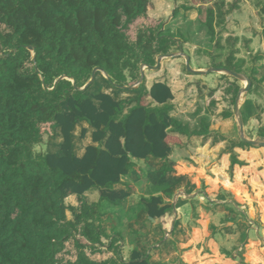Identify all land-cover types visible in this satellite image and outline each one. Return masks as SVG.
<instances>
[{
  "label": "trees",
  "instance_id": "1",
  "mask_svg": "<svg viewBox=\"0 0 264 264\" xmlns=\"http://www.w3.org/2000/svg\"><path fill=\"white\" fill-rule=\"evenodd\" d=\"M186 1L201 4L198 19L214 35L217 13L205 6L213 0ZM149 6L150 0H0V264H59L57 255L69 240L78 254L67 264H150V253L136 248L126 260L118 243L122 235H109L101 226L103 202L117 206L130 195L114 185L130 173L135 158L149 155L165 162L147 173L148 196L140 202L151 219L174 232L175 206L160 194L183 178L173 175L169 160L179 142L174 133L184 128L170 115L172 88L158 81L147 89L142 82L130 101L93 94L96 80L82 89L96 68L109 75L112 86H131L139 81L142 64L155 65L174 47L183 50V34L166 31L165 21L144 26L131 38L128 28L147 16ZM218 67L240 72L228 64ZM233 88L235 103L240 86ZM81 120L95 128L99 144L78 157L72 131ZM56 126L64 135L62 153L38 151ZM231 161L241 163L234 153ZM93 190L99 202L88 200ZM73 194L77 207L66 202ZM101 247L115 256L98 260L87 253Z\"/></svg>",
  "mask_w": 264,
  "mask_h": 264
},
{
  "label": "crops",
  "instance_id": "2",
  "mask_svg": "<svg viewBox=\"0 0 264 264\" xmlns=\"http://www.w3.org/2000/svg\"><path fill=\"white\" fill-rule=\"evenodd\" d=\"M221 1L205 3L213 5L217 13L214 35L198 19L200 4L161 0L154 5L158 10L154 19L166 21L170 10L172 16L174 9L180 7V14L197 29H205L206 34L188 33L189 28L176 30L175 34L181 33L186 39L183 50L164 57L157 68H145L142 80L147 89L158 81L172 88L170 115L184 125L183 130L174 133L179 142L173 145L169 156L175 168L173 175L183 178L160 192L165 201L175 206L174 232L165 231L159 219H151L140 202L142 196H148L147 173L160 170L165 162L162 158H135L130 173L114 185L130 195L117 206L102 204V228L109 235L122 234V242L127 234H132V245L126 241L131 252L135 248L144 254L149 252L150 264H264V145L249 146L241 141L236 103L246 83L227 68L218 67L228 64L238 73L255 78L240 98L239 109L247 136H264V127L255 125L256 121L264 123V0ZM183 4L191 7L184 9ZM186 51L194 72L187 69V59L181 54ZM101 72L102 76L96 75L93 94L106 92L119 101H130L143 88L142 82L135 87L112 86ZM235 84L240 90L234 103ZM94 130L86 120L76 124L72 131L76 156H84L89 145L99 144L93 140ZM250 131L254 134L250 135ZM46 142L37 147L47 146L46 153H62L64 135L60 126ZM232 153L241 163L232 164ZM86 196L93 197L91 203L100 200L97 190ZM66 202L74 207L80 204L75 194L68 196ZM67 216L73 219L72 211L68 210ZM143 240L154 243L152 249L144 250Z\"/></svg>",
  "mask_w": 264,
  "mask_h": 264
},
{
  "label": "rangeland",
  "instance_id": "3",
  "mask_svg": "<svg viewBox=\"0 0 264 264\" xmlns=\"http://www.w3.org/2000/svg\"><path fill=\"white\" fill-rule=\"evenodd\" d=\"M152 2H151V9L149 8V11H148V14H147V16H145L144 18H142V19H140V20H137V21H135L129 28H128V30H127V32H128V34L131 36V38L132 39H135L136 38V35H137V32H138V30L140 29V28H143L144 26H155L156 24H157V22L158 21H160V19H154V18H156L157 17V8H154V5L155 4H158V2L159 1H161V0H151ZM169 1V3L172 1H170V0H168ZM156 2V3H155ZM175 4V3H174ZM180 4H182V3H180ZM199 4V3H198ZM201 5V4H200ZM176 6H177V4H176ZM184 7V6H183ZM155 9V10H154ZM184 9H188V8H184ZM181 11V9H180V7H179V9H178V11ZM201 10H202V8H201V6H200V12H199V17L202 15V12H201ZM154 11H156V13H154ZM177 11V12H178ZM180 11H179V13L177 14H173L172 16H171V10H170V14L168 15V16H170V18L169 19H166V21H165V23H164V21L162 22V23H164V27H166V31H171V32H174V33H176V30H180V29H182V30H185V29H187V28H189V30L187 31L188 33H190V32H193V33H200V35H205L206 34V30L204 29L203 31L202 30H200V29H197L198 27H196V25H194V23H191L188 19H187V17L185 16V15H183V14H180ZM201 13V14H200ZM174 17V18H173ZM173 18V19H172ZM169 23V24H168ZM164 30H165V28H164ZM178 49L176 48V47H174V48H172V51L170 52V53H179L178 51H177ZM186 54H188L187 53V51L185 52ZM189 56V55H188ZM143 65V64H142ZM141 65V66H142ZM191 65L193 66V63L191 62ZM149 72V70H147V73ZM97 74H100L101 76H102V72L100 71V70H97L96 71V75ZM100 75H99V78H100ZM141 78V77H140ZM95 79H96V76H95ZM95 81V80H94ZM93 81V82H94ZM93 82H90L89 84H92ZM244 83H246V81L244 80L243 81ZM88 83V82H87ZM138 84V82L136 83V84H131V86L132 87H135V86H138L137 85ZM85 86V85H84ZM92 89L93 90H96V84L94 85V86H92ZM260 108V109H259ZM258 109H259V112H261L263 109H261V106L259 105V107H258ZM257 117H259L260 118V116L259 115H257ZM255 125L258 127V128H263L264 127V123H263V121H256L255 122ZM254 131H257L258 132V129L257 130H254ZM250 135H253L254 134V132H251L250 131ZM245 134H246V132H245ZM246 136H247V134H246ZM50 137L51 136H48V135H45L44 136V138H45V140H48V139H50ZM47 142L45 141L44 143H43V145L44 144H46ZM48 144V143H47ZM42 145V144H41ZM46 148H47V146H44V147H42V148H39V147H36V149L38 150V151H40V150H42L43 152H46ZM148 189H149V186H148ZM148 189H147V191H146V193H148ZM88 198V200L89 201H91L92 199H93V197H87ZM136 200H138V199H136ZM117 234V233H116ZM118 234H120V233H118ZM112 235V234H111ZM120 235H122V234H120ZM132 234H127L125 237H124V241L122 242V241H120V242H118L121 246H120V248H122L121 250H122V254H123V257L124 258H127L128 259V257H129V254H131V247L129 246V244H127L126 243V241H129L130 240V236H131ZM118 236V235H117ZM123 236V235H122ZM149 239H150V237H149ZM131 241V240H130ZM108 240H105V243L106 244H108ZM124 242H125V244H124ZM130 244L132 245V241L130 242ZM143 244H144V246L143 247H146L144 250H146V249H148L149 247H151L150 249H152V247H153V245L152 244H154V243H151V241H148V243H146V241L145 240H143ZM149 244V245H148ZM151 251V250H150ZM87 253L92 257V258H94V259H98V260H101V259H106V258H111V257H114L115 255L113 254V251L112 250H109V249H107V247L105 248V247H103L102 249H100V254H94V253H91V250L90 249H87ZM77 254H78V250H77V248H76V246H75V243H74V240H69V241H67L66 242V248L61 252V253H59L58 255H57V257H58V259H59V264H67L68 263V261H70V260H74L75 258H76V256H77Z\"/></svg>",
  "mask_w": 264,
  "mask_h": 264
},
{
  "label": "water",
  "instance_id": "4",
  "mask_svg": "<svg viewBox=\"0 0 264 264\" xmlns=\"http://www.w3.org/2000/svg\"><path fill=\"white\" fill-rule=\"evenodd\" d=\"M30 48H32V47H30ZM181 54H183V55L186 57V59H187V62H186V63H187V69H188L189 71H191V72L196 71V70L192 67V65H191L190 57H189L186 53H181ZM174 55H175V53H165V54H161V55H159V56L157 57V63H156L155 65L143 64V65L141 66V68H140V71H141V78L139 79L138 84H140V83L142 82V80L144 79V70H145V68H157V67L160 66V63H161V61H162V59H163L164 57H169V56H174ZM215 69L225 70V68H215ZM97 70H101V71H103L104 74L107 76V78H109V75H108L103 69H101V68H96V69L93 71V74H92V77H91L90 81H89L85 86H83L82 89L87 88V87L89 86V83H90V82H93V81L95 80V76H96V71H97ZM228 72H229L230 74L234 75L235 77L242 78L243 80L246 81V85L241 89L240 94H239V96H238V98H237V103H236V113H237V117H238L239 135H240V137H241L244 141H246V142H248V143H250V144H252V145H264V136L258 137V138H256V139H251V138H249L248 136H246V134H245V127H244V119H243V116H242V114H241V112H240V109H239V101H240V98L242 97V95H243L245 92H247V91L250 89V87H251V85H252V81L250 80V78H249L248 76L243 75V74H241V73L234 72V71H231V70H228ZM138 84H137V85H138ZM153 220H154V219H153Z\"/></svg>",
  "mask_w": 264,
  "mask_h": 264
}]
</instances>
